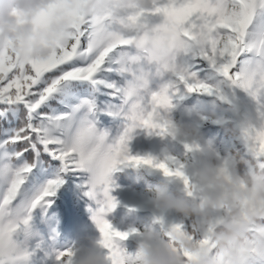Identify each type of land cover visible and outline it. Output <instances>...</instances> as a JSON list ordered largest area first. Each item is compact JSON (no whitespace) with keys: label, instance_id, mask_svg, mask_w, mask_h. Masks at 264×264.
I'll use <instances>...</instances> for the list:
<instances>
[{"label":"snow or ice","instance_id":"obj_1","mask_svg":"<svg viewBox=\"0 0 264 264\" xmlns=\"http://www.w3.org/2000/svg\"><path fill=\"white\" fill-rule=\"evenodd\" d=\"M56 20L71 31L47 58L0 41V264H30L41 250L42 239L29 247L39 237L34 215L50 218L67 174L85 181L97 205L89 211L107 264H137L138 254L117 242L132 233L105 219L117 207L110 193L118 166L156 168L193 192L181 167L129 154L135 130L173 133L174 118L211 116L239 141L240 156L264 164V0H134L98 15L80 0H52L33 23L45 29ZM167 234L196 240L183 225ZM250 248L264 264V247ZM73 255L56 252V264H73Z\"/></svg>","mask_w":264,"mask_h":264},{"label":"clouds","instance_id":"obj_2","mask_svg":"<svg viewBox=\"0 0 264 264\" xmlns=\"http://www.w3.org/2000/svg\"><path fill=\"white\" fill-rule=\"evenodd\" d=\"M134 0H84V11L93 15L104 13L110 8L127 9ZM52 0H0V35L6 40H15L18 36H32L31 23L19 28L13 9L23 13L29 21L46 9ZM67 23H54L48 29L49 33L70 32ZM33 55L38 59L47 58L52 51L51 46H34ZM210 118H212L210 116ZM238 155V154H237ZM193 190L202 197L197 200L188 193L181 194L173 191L167 183H161L151 189L152 204L163 213H177L184 217L208 218L215 209L226 208L229 215L215 236L217 246L225 252L231 264H239V244L248 235L250 228L257 224V217H264L259 207L264 205V173L250 182L252 188L245 192L238 187L242 182L236 177H229L224 172L213 171V164L206 163L193 173ZM249 181H244L247 183ZM244 199H256L257 212L242 215L236 210V204ZM154 220L144 224L139 234L140 245L137 264H188L184 252L191 253L197 258L196 264H213L209 252L195 244L184 235H173L170 240L169 230L157 228ZM100 241H90V246L83 251L77 250L72 260L74 264H107Z\"/></svg>","mask_w":264,"mask_h":264},{"label":"trees","instance_id":"obj_3","mask_svg":"<svg viewBox=\"0 0 264 264\" xmlns=\"http://www.w3.org/2000/svg\"><path fill=\"white\" fill-rule=\"evenodd\" d=\"M12 15L14 16V9ZM61 33L65 32H59L58 36ZM14 41L9 40L8 43ZM207 120L210 121L208 124H206ZM173 124L175 127L185 130L196 141L197 147L206 150L204 152L207 156L206 163H212L214 166L218 158L224 164L234 168L235 159L238 158L237 154L241 151V145L235 138H229L224 123L210 117H199L195 124H191L188 119L180 117L174 118ZM147 143L146 148L150 150L151 144H160V150L156 152L155 156L160 161L168 163L170 167L172 165L168 160L177 162L187 172H192L195 168V160L192 154L184 148L182 143L175 141L171 135H163L158 131H153L147 135ZM209 152H212L213 155L211 156ZM223 160H227V162L225 163ZM64 179L65 182L58 190L52 207L49 209L48 216L50 218L44 222L39 212L34 215L32 223L34 230L39 232V237L29 241V247L33 248L40 239L43 240V244L40 250V258L31 259L30 264H56V252L71 249L74 254H77V250L83 251L88 248L90 241L101 240L98 230L92 228L89 218L84 214L83 206L78 204L72 182L68 181L66 177ZM111 179L118 186L112 195L116 201H120L123 195L128 192L152 200L151 189L158 184L169 183L147 176L134 167L115 173ZM170 188L175 191L172 187ZM105 219L115 231L132 233L127 240L117 242L128 254L133 256L138 254L140 245L136 239V233L139 235L144 224L155 220L151 212L133 211L127 208L113 210L105 216ZM156 226L160 228L158 224ZM53 230H55L54 239L52 238ZM250 242L264 247V240L257 235L250 239ZM103 254L107 255V249H103ZM252 259L249 258L244 263L241 261L239 264H256Z\"/></svg>","mask_w":264,"mask_h":264},{"label":"rangeland","instance_id":"obj_4","mask_svg":"<svg viewBox=\"0 0 264 264\" xmlns=\"http://www.w3.org/2000/svg\"><path fill=\"white\" fill-rule=\"evenodd\" d=\"M80 2L83 5V8L85 7L84 0H80ZM45 10V9H44ZM42 10V11H44ZM42 11L38 12L34 18L29 21L26 18V21L24 24H17V28L31 23L33 27V33L32 36L29 38H25L23 36H18L13 43L14 45L17 46V49L23 39H25L26 43L25 46L28 48V50L33 54V45L36 41H38V46H51L52 50L54 49L56 40L58 39V33H49L48 29L50 26L54 23H67L65 20H56L53 21L47 28L45 29H37L35 24L33 23L35 18L38 16L39 13ZM162 18H156L155 22H160ZM70 25V24H69ZM71 27V25H70ZM0 41L8 43L9 40L4 39L3 35H0ZM10 42V44H13ZM161 56L162 58H168L169 53L167 49H164L161 51ZM2 107V106H0ZM210 121L207 120L206 124H208ZM174 125V124H173ZM176 129L175 132L173 133H164L163 135H171L172 138L175 141H178L179 143H182L184 148L187 150L189 149V146H195L191 151H189L194 160H195V168L193 169L192 172H187L185 171L177 162H174L173 160H168L169 163L172 165V168L175 167H181L184 175L188 177L190 184H191V191L193 192V197L196 198L197 200L202 199L196 191L193 190V184L195 183L193 173L198 170L199 168L203 167L204 164L206 163L207 156L204 154L206 150H203L202 148H199L196 146V141L188 135L185 130L177 128L174 126ZM153 133V131H149L146 129H137L133 132L131 139L128 142V150L129 153L131 152H149L151 156L155 159L156 162H162L156 157V152L160 150V144H151V150L146 148L147 143V135ZM238 142V140H236ZM210 155L212 156V152H209ZM216 164L213 166V171H221L229 175V177H236L241 181V184H238V187H241V189L245 192L249 191L252 188L251 180L253 178H258L260 173H264V164L256 162V161H251L243 156H240L238 154V158L235 159V166L234 168H231L230 166L224 164L221 162L218 158L216 160ZM138 171H141L147 176L155 177L157 179H161L163 181H168V185L172 187L171 183L177 184L179 187H181L184 190V194L188 193V189L185 187L184 181L180 178L177 177H166L162 173V171L152 168V167H147V166H141V167H134ZM121 170H117L116 172L113 173V175ZM112 175V176H113ZM66 179L68 181L72 182V188L74 191V195L76 200L78 201V204L82 207L83 206V211L84 214L89 218L90 220V225L92 226L93 229L96 228L93 220H92V212L89 211V209H92V211H95L97 208V205L91 201L89 198H87L84 194V189L80 186L83 181L81 178H77L73 176L72 174H67ZM244 181H249L247 183H244ZM118 186L115 183H112V191H111V196L113 193L117 190ZM173 188V187H172ZM175 191H177L175 188H173ZM178 192V191H177ZM182 194V193H181ZM120 208H127L133 211H148L151 212L152 215L154 216L155 221L160 220L162 221L161 223H158L160 227H163L165 230H169L172 226L175 225H183L185 231L193 235L196 240L192 241L200 246L201 248H205L208 250L210 258L213 261V264H231L228 256L225 254L224 251H222L216 244L215 242V236L218 232V230L210 232L209 238L207 239L209 243L207 244H201L198 242L200 240L199 232H198V224H202L204 226H208L209 223L215 219L216 217H219L221 220H223V223L225 222L226 217L229 215V211L226 208H219L215 209L211 212L210 216L208 218L204 217H184L180 214L177 213H163L158 211L154 205L152 204V200H150L147 197H141V196H136L133 193H126L123 195V198H121L120 201H117V207L114 210L120 209ZM262 209H264V205H261L259 207V211L262 212ZM236 210L239 211L242 215H250L254 212H257V201L256 199H244L239 201L236 204ZM258 223L253 225L250 228V231L248 235L242 240L239 244V253H238V259L239 262L242 261L244 263L247 259L253 258L252 261H255V257L253 255V250L250 248V239L254 238L256 235L260 237L261 239L264 240V217H257L256 218ZM97 229V228H96ZM98 230V229H97ZM99 233V231H98ZM101 236V234L99 233ZM136 239L140 243V238L138 233H136ZM31 249V248H30ZM41 252L40 250L36 251V254L32 257L33 258H40Z\"/></svg>","mask_w":264,"mask_h":264},{"label":"bare ground","instance_id":"obj_5","mask_svg":"<svg viewBox=\"0 0 264 264\" xmlns=\"http://www.w3.org/2000/svg\"><path fill=\"white\" fill-rule=\"evenodd\" d=\"M222 225H223V224H221L219 227H221ZM219 227H218V228H219ZM218 228H217V229H218Z\"/></svg>","mask_w":264,"mask_h":264}]
</instances>
